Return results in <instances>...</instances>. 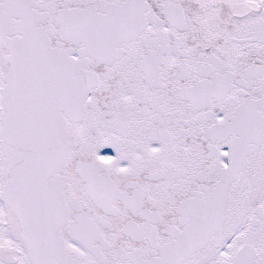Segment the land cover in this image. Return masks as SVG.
<instances>
[{"label":"snow or ice","instance_id":"snow-or-ice-1","mask_svg":"<svg viewBox=\"0 0 264 264\" xmlns=\"http://www.w3.org/2000/svg\"><path fill=\"white\" fill-rule=\"evenodd\" d=\"M0 264H264V0H0Z\"/></svg>","mask_w":264,"mask_h":264}]
</instances>
